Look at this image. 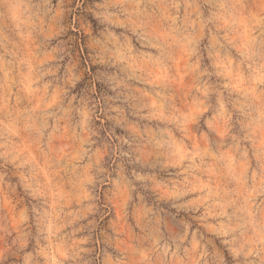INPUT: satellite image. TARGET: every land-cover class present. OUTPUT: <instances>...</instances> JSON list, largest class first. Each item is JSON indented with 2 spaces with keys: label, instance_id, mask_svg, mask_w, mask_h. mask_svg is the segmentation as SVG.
<instances>
[{
  "label": "rangeland",
  "instance_id": "rangeland-1",
  "mask_svg": "<svg viewBox=\"0 0 264 264\" xmlns=\"http://www.w3.org/2000/svg\"><path fill=\"white\" fill-rule=\"evenodd\" d=\"M0 264H264V0H0Z\"/></svg>",
  "mask_w": 264,
  "mask_h": 264
}]
</instances>
